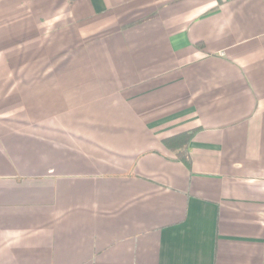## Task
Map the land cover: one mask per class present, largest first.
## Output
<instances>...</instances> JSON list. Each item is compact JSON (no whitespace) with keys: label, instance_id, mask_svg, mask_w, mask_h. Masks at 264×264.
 Listing matches in <instances>:
<instances>
[{"label":"crops","instance_id":"crops-1","mask_svg":"<svg viewBox=\"0 0 264 264\" xmlns=\"http://www.w3.org/2000/svg\"><path fill=\"white\" fill-rule=\"evenodd\" d=\"M0 264H264V0H0Z\"/></svg>","mask_w":264,"mask_h":264},{"label":"trees","instance_id":"trees-1","mask_svg":"<svg viewBox=\"0 0 264 264\" xmlns=\"http://www.w3.org/2000/svg\"><path fill=\"white\" fill-rule=\"evenodd\" d=\"M192 135L193 132L179 134L177 136L164 140V144L170 150H182L188 145L190 139L192 138Z\"/></svg>","mask_w":264,"mask_h":264}]
</instances>
